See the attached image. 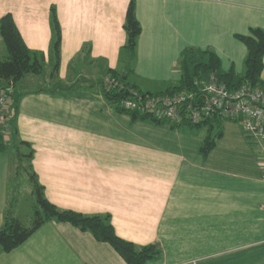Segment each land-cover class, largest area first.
Returning <instances> with one entry per match:
<instances>
[{
	"label": "crops",
	"instance_id": "0c3cea01",
	"mask_svg": "<svg viewBox=\"0 0 264 264\" xmlns=\"http://www.w3.org/2000/svg\"><path fill=\"white\" fill-rule=\"evenodd\" d=\"M129 1L0 0V18L12 17L43 63L40 74L12 84L17 101L0 145V227L6 217L21 220L33 174L57 208L108 215L119 237L157 245L160 256L145 264H264V147L224 121L204 156V127L134 120L98 84L115 70L143 92L170 88L187 48L210 49L223 71L242 73L246 45L237 36L264 26V0H135L141 31L131 63L122 47ZM52 9L61 34L55 69ZM0 264L126 262L108 242L52 219L0 253Z\"/></svg>",
	"mask_w": 264,
	"mask_h": 264
},
{
	"label": "trees",
	"instance_id": "16d2710c",
	"mask_svg": "<svg viewBox=\"0 0 264 264\" xmlns=\"http://www.w3.org/2000/svg\"><path fill=\"white\" fill-rule=\"evenodd\" d=\"M134 5L135 0H130L123 23L126 38L122 47L127 53L130 63L135 57L137 39L141 31L140 24L135 17ZM51 25L53 33L52 51L56 59L54 63L55 69L58 65L61 34L53 9L51 10ZM0 36L6 49V57L0 58V82L2 84L12 86L13 83L27 73L40 74L43 71V63L35 52H32L26 47L9 14L0 18ZM237 37L246 45L242 73H236L232 69L223 71L220 67L219 58L210 49L187 48L182 52L178 61L181 70V79L177 84L170 86V88L159 92H143L127 80L126 74L118 73L115 70H107L108 73L105 75H110L114 80L121 83L122 88H108L104 84L103 79L98 84L105 99L116 110L128 114L134 120H148L157 125H165L172 129L204 127L206 133L200 150L206 156L222 135V122H237V120L231 119L228 116L211 114L196 122L185 119V117L180 122H174L163 118L157 119L144 112L126 110L120 107V101L131 94L130 90H137L141 93L173 94L182 91L196 93L197 87L194 84L195 80L208 78L210 75H213L217 82L223 84L230 90L244 84L259 87L264 90V82L260 78L264 55V26L250 28L248 34L238 35ZM16 101L13 103L14 108ZM1 143L0 135V145ZM31 180L32 193L35 198L31 223L25 225L19 219L6 217L0 227V253L8 252L18 246L43 222L54 219L56 221L69 222L82 231L90 232L95 239L108 242L123 257L126 264H145L147 260L160 256V249L155 244L136 247L131 241L119 237L115 233L108 215H84L73 210H59L45 198L42 186L33 174L31 175Z\"/></svg>",
	"mask_w": 264,
	"mask_h": 264
},
{
	"label": "built area",
	"instance_id": "2783aa9c",
	"mask_svg": "<svg viewBox=\"0 0 264 264\" xmlns=\"http://www.w3.org/2000/svg\"><path fill=\"white\" fill-rule=\"evenodd\" d=\"M109 87L122 88V84L110 75L103 78ZM197 91L131 94L120 101V107L147 113L157 119L180 122L182 118L196 122L205 116L217 114L237 120L245 134L264 147V90L249 84L228 89L216 81L213 75L195 80ZM12 86L0 82V135L4 139L14 116Z\"/></svg>",
	"mask_w": 264,
	"mask_h": 264
},
{
	"label": "rangeland",
	"instance_id": "374dc122",
	"mask_svg": "<svg viewBox=\"0 0 264 264\" xmlns=\"http://www.w3.org/2000/svg\"><path fill=\"white\" fill-rule=\"evenodd\" d=\"M7 84H9V83H7ZM30 177H31V175H30ZM33 197H34V195L30 191V200H29V202L25 201L26 203L23 206H21V208H20V212H21L20 215H22L20 219L25 225H29V223H31V220H32L33 209H34V206H35V198L31 199ZM59 210H62V209H59Z\"/></svg>",
	"mask_w": 264,
	"mask_h": 264
}]
</instances>
